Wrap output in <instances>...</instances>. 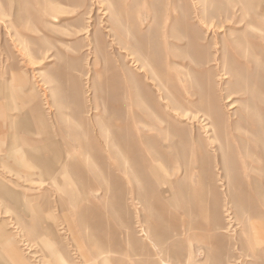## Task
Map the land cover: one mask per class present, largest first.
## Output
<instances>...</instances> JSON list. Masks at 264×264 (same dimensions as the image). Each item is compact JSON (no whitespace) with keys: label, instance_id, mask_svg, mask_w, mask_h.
<instances>
[{"label":"rangeland","instance_id":"obj_1","mask_svg":"<svg viewBox=\"0 0 264 264\" xmlns=\"http://www.w3.org/2000/svg\"><path fill=\"white\" fill-rule=\"evenodd\" d=\"M64 263L264 264V0H0V264Z\"/></svg>","mask_w":264,"mask_h":264},{"label":"bare ground","instance_id":"obj_2","mask_svg":"<svg viewBox=\"0 0 264 264\" xmlns=\"http://www.w3.org/2000/svg\"><path fill=\"white\" fill-rule=\"evenodd\" d=\"M146 16V15H145ZM146 18V17H145ZM147 21V20H146ZM146 24V23H145ZM209 27V26H208ZM84 32V31H83ZM227 76V75H226ZM225 75L222 77V79H226ZM226 103H228V109H234L236 108V105L234 103V97H232L231 95H229L228 97H226ZM149 109V108H148ZM183 115H185L186 118L188 117H191V118H197L196 116L192 115L191 113L189 112H185ZM184 117V118H185ZM160 121V119H159ZM141 133L144 134L145 137H149L151 134H158L159 133V126L157 125V119H154V123L149 119L148 116H146L143 121L141 122ZM210 130L212 131L213 133V126L210 128ZM209 130V131H210ZM239 134V133H238ZM141 139H142V136H141ZM148 140V139H147ZM250 140V139H249ZM149 141V140H148ZM210 141V140H209ZM148 145H150L149 143H147ZM213 145V144H212ZM146 153V152H145ZM148 153V152H147ZM156 157L158 159V156L156 155H153L151 153H148L146 155V162L148 165H150V173L151 175L155 176V179L156 181L160 182L162 184V182L164 180H168L166 179L165 177H168V176H171L169 175V171H167V167L161 163V159L159 158L157 161L156 160ZM216 157V156H215ZM221 157V156H220ZM154 164V166H153ZM246 164V163H245ZM177 166V165H176ZM253 165L250 163V167H252ZM256 167V166H255ZM182 168V167H181ZM254 168V167H253ZM178 173V172H176ZM248 173V172H247ZM195 182V181H194ZM169 183V182H167ZM198 185V184H197ZM258 228H263V227H258ZM258 232V229L256 228L255 230V234ZM66 264V263H64Z\"/></svg>","mask_w":264,"mask_h":264},{"label":"crops","instance_id":"obj_3","mask_svg":"<svg viewBox=\"0 0 264 264\" xmlns=\"http://www.w3.org/2000/svg\"><path fill=\"white\" fill-rule=\"evenodd\" d=\"M44 166H45V163H44ZM44 166H43V167H44ZM43 167H42V168H43ZM42 168H41V169H42Z\"/></svg>","mask_w":264,"mask_h":264}]
</instances>
